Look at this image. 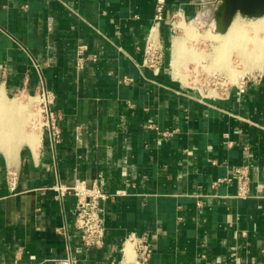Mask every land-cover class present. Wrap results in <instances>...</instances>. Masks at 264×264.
Listing matches in <instances>:
<instances>
[{
	"label": "crops",
	"instance_id": "obj_1",
	"mask_svg": "<svg viewBox=\"0 0 264 264\" xmlns=\"http://www.w3.org/2000/svg\"><path fill=\"white\" fill-rule=\"evenodd\" d=\"M214 1L168 0L156 73L143 60L157 0H0L2 110L45 85L62 129L56 145L33 130L0 149V264H120L132 233L152 244L150 264H264V71L207 97L176 77L170 53L171 17ZM81 44L99 58L78 69ZM246 164L238 197L235 179L218 180ZM98 175L113 196L101 201L104 245L87 248L76 195L53 188Z\"/></svg>",
	"mask_w": 264,
	"mask_h": 264
},
{
	"label": "built area",
	"instance_id": "obj_2",
	"mask_svg": "<svg viewBox=\"0 0 264 264\" xmlns=\"http://www.w3.org/2000/svg\"><path fill=\"white\" fill-rule=\"evenodd\" d=\"M168 0H157L155 23L150 29L148 39L144 49L143 64L154 72L159 73L166 56V47L162 41L160 34V24L166 18V8ZM180 15L175 14L171 17V36L177 33L179 27L176 26V21H179ZM77 54V68L82 69L86 62H95L98 60L96 53L90 52L86 44H81L76 49ZM252 78V77H250ZM248 78V79H250ZM133 78L126 77L125 81H130ZM243 79L235 85V87H242L247 80ZM24 96V95H22ZM212 96V95H206ZM31 100L35 103L36 112L32 117V124L34 127H39L42 132H47L49 139L53 145L58 144L62 140V129L60 126L61 113L55 108L56 96L53 91L49 90L45 85H41L34 95H30ZM151 128L158 129L154 124ZM169 134L168 131L164 132ZM233 175V176H232ZM100 176L76 180L73 185L66 186L59 182L53 190L57 192V197H62L66 193H73L77 197L76 202V219L75 225L81 233L83 244L87 248H99L104 245L105 238V220L104 208L101 204L103 199H107L113 194L104 192L100 186ZM10 184L12 187L17 185V172L15 170L9 171ZM236 180L238 186V197H246L249 194L250 185V165H240L231 171L230 175L220 178L218 181L231 182ZM123 191H118L121 194ZM127 242H132L135 248V257L133 260L127 261L125 246ZM126 243L122 249L123 258L120 264H150V259L153 254V246L147 240L145 235H137L132 233L128 236ZM67 264H73L71 257L66 258ZM20 264V263H15Z\"/></svg>",
	"mask_w": 264,
	"mask_h": 264
},
{
	"label": "rangeland",
	"instance_id": "obj_3",
	"mask_svg": "<svg viewBox=\"0 0 264 264\" xmlns=\"http://www.w3.org/2000/svg\"><path fill=\"white\" fill-rule=\"evenodd\" d=\"M201 12L205 15L202 16L200 14ZM200 13L194 19H190V20L179 19V22H183L182 24L184 28L179 27L177 29V33L174 35V37L177 36L184 38L185 40L184 45H186L184 46L186 47L184 48V50L187 49V51H183L184 53L186 52L185 55L183 53L185 57H182L183 59L181 58L182 61H180L181 73L183 74V75L180 74L182 76L178 78L180 81H182L187 86L191 87L197 93H201L202 95H208V94L211 95L216 92H219V95H222L224 92L229 91L232 87H235V85L238 84V82L236 83L232 79L235 71L237 70L240 72L245 71L244 76L246 77V79L250 77H254L264 71L259 68H256L255 70L247 69L245 63H243L242 59L237 55V52L235 51L231 52L232 55L230 54L231 56L230 60L233 63L232 65L233 70L228 71L223 66L219 67V65H222V63L221 61L217 62L220 64L216 63V61L218 60L215 61V51H214L215 48L214 45H218V41L216 40L214 41V39H212L211 37L208 38L202 37L203 36L202 33H204L203 31L209 26L208 22H210V17H211L210 15L212 13V10L211 8L210 9L207 8L205 10L200 11ZM204 16L205 17L207 16L205 20L201 18ZM236 17H238L237 19H239V21L241 22L240 24H245L257 20V18H245L241 15H237ZM192 22L194 23V27L192 26L193 24ZM186 24H188V26ZM195 25L197 26V28L195 27ZM185 26L186 28L189 26L196 28L194 30L195 31L194 34H196L197 32H199L200 34L197 33V36L195 35L196 37L195 36L193 37L192 35H190L192 34V32L188 34V30L187 31L185 30L186 29ZM174 37H173V43H174ZM173 43L171 42V46H170L171 57L174 47ZM193 52L196 54H194ZM182 77L183 78L185 77L184 80L182 79ZM185 80H188L189 82L187 81L186 83ZM212 90L214 92H211ZM11 98H16V99L12 101L10 105L7 108H5V110H3L2 112L0 111L2 113L0 114V130L2 128H5V130L10 129L11 132H17V133L15 137H12L14 141L12 145L11 143H9L11 140L9 138L11 137H5V136H3L2 138L0 137V140L1 141L3 140L2 141L3 143H0V149L1 148L15 149L24 146L27 143L24 141L26 135L31 133L33 130H39L37 129V127H34V125L32 124L33 121L32 117L35 115L34 113L36 112L37 107L35 106L33 100H31L30 95L28 96L16 95L15 97H11ZM1 108L0 110L3 109ZM6 116L8 117L9 121L7 120ZM10 120L12 125L10 123ZM2 124L4 126H2Z\"/></svg>",
	"mask_w": 264,
	"mask_h": 264
},
{
	"label": "bare ground",
	"instance_id": "obj_4",
	"mask_svg": "<svg viewBox=\"0 0 264 264\" xmlns=\"http://www.w3.org/2000/svg\"><path fill=\"white\" fill-rule=\"evenodd\" d=\"M208 9H210V8H208ZM200 14L202 16L205 15L202 12ZM201 18H203L205 20L207 18V16L206 17L204 16ZM237 18L238 17H236L233 20L229 29L225 33H220V32L215 31V29H214L215 24L210 19V22H208L209 26L207 25L208 27L203 31L204 33H202L200 31L203 35L202 37H205V38L211 37L212 39H214V41L215 40L218 41V45H214L215 46L214 51H215V61L218 60V61H216V63L220 62V61L222 63V65H219V67L223 66L228 71H232L233 70V67H232L233 63L230 60V57H231L230 54L232 51H235V52H237V55L242 59L243 63H245L247 69L255 70L256 68H259L261 70H264V15L262 17H258L256 21H251V22H248L245 24H240L241 22ZM194 22H195V20H194ZM182 23L183 22H178L176 26L184 28ZM189 24H191V23H189ZM186 25L188 26V24H186ZM192 26L194 27V23L192 24ZM193 27L189 26L186 28V26H185V28H186L185 30L186 31L188 30V34H190L192 32V34H190V35H192L194 37L195 35L197 36V33L198 34H200V33L197 32L196 34H194V32H195L194 30L197 28V26L195 25L196 28H193ZM198 28H200V27H198ZM203 29H204V27H203ZM184 41L185 40L182 37H177V36L174 37L173 67H174V73H175L176 77H178V78H180V76L183 75L181 73V67H180L181 62L180 61H182V59H183L182 57H185L184 55L186 52L184 53L183 51H187V49L184 50V48H186V47H184V46H186V45H184L185 44ZM215 43H217V42H215ZM183 53H184V55H183ZM194 54H196V53H194ZM217 64H220V63H217ZM180 74H182V75H180ZM244 75H245V71L240 72L237 70L234 72L232 79L236 83L237 82L239 83V81H241L243 79ZM184 78L182 77L183 80H184ZM187 81L188 80H185L186 83H187ZM211 92H214V91L212 90ZM0 95H2V94H0ZM211 95L217 96V95H219V92L213 93ZM2 97L0 96V108L3 107ZM5 99H6V97H5ZM0 111L2 112L3 110H0ZM1 112H0V114H2ZM7 120H8V117H7ZM10 123H11V120H10ZM11 125H12V123H11ZM4 129L5 128H2V130H4ZM37 129H39V127H37ZM8 130H9V132H11L10 129H8ZM29 139L31 140V137ZM126 254H127V261L134 259L135 248H134V244L132 242L128 243V245L126 247Z\"/></svg>",
	"mask_w": 264,
	"mask_h": 264
},
{
	"label": "water",
	"instance_id": "obj_5",
	"mask_svg": "<svg viewBox=\"0 0 264 264\" xmlns=\"http://www.w3.org/2000/svg\"><path fill=\"white\" fill-rule=\"evenodd\" d=\"M215 31L225 33L237 15L258 18L264 15V0H215L211 6Z\"/></svg>",
	"mask_w": 264,
	"mask_h": 264
}]
</instances>
